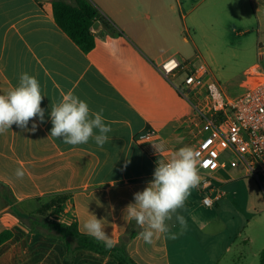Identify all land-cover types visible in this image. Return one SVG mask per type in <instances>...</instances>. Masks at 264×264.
<instances>
[{
	"label": "crops",
	"instance_id": "0c3cea01",
	"mask_svg": "<svg viewBox=\"0 0 264 264\" xmlns=\"http://www.w3.org/2000/svg\"><path fill=\"white\" fill-rule=\"evenodd\" d=\"M42 1L45 4L0 0V94L16 86L26 72L38 79L44 95L41 108L45 110L44 123L38 117L29 122V128L33 122L39 124L34 133L13 125L0 135V232H11L0 244V264H63L64 243L30 231L11 211L13 208L21 216L37 215L38 199L61 193L66 199L58 213L47 216L50 221L63 225L76 222L78 230L85 233L83 222L89 213L94 214L102 219L115 246L125 243L127 255L136 264H216V239L211 240L214 233L227 228L220 219L216 223L218 210H177L189 217L188 233L178 234L180 226L174 214L166 223L177 238L161 236L154 244H147L139 237L142 229L127 218L126 205L121 203L122 193L130 192L134 198V193L143 191L153 180L159 159L168 160L180 147L194 144L192 133L184 127L191 107L158 69L169 58L189 60L185 49L193 41L184 35L188 33L184 21L194 8L185 16V0H87L110 30L101 24L94 48L83 53L53 20L51 0ZM232 1L212 0L209 5L228 6ZM246 1L256 20L255 44L264 47V0ZM209 5L198 13L199 22L214 18ZM192 27L195 31L196 25ZM68 91L85 100L92 111L103 108L105 123L112 131L102 148L92 139L71 146L50 136L51 104L58 103ZM147 130L155 131L153 140L138 141ZM162 141L165 151L157 153L153 145ZM18 167L25 170L22 180L15 177ZM240 168L243 173L217 170L212 176L222 190L225 184L247 177L242 166L235 169ZM219 172L225 176L217 177ZM5 190L9 202L2 197ZM113 191L115 197L109 199ZM101 198H108L106 205ZM237 212V222H246L245 213ZM221 222L224 231L210 234L207 228ZM195 223L201 226L200 231ZM223 251L230 252V246ZM71 264L118 263L80 250Z\"/></svg>",
	"mask_w": 264,
	"mask_h": 264
},
{
	"label": "clouds",
	"instance_id": "9594fccd",
	"mask_svg": "<svg viewBox=\"0 0 264 264\" xmlns=\"http://www.w3.org/2000/svg\"><path fill=\"white\" fill-rule=\"evenodd\" d=\"M43 98L38 79L22 73L16 86L0 94V135L8 132L13 125L33 133L37 131L39 124L33 122L31 128L28 125L37 117L41 124L45 122V110L41 108ZM103 111V108L92 111L85 100L68 91L62 94L58 103L51 104L50 136L71 146L86 144L92 139L102 148L110 139L107 134L112 131L105 123ZM153 146L157 153L165 151L163 141ZM200 165L201 157L196 149L187 145L180 147L168 160L159 159L153 180L143 191L133 194L135 202L129 203L124 211L127 218L135 220L142 229L139 237L145 243L154 244L161 236L176 239L177 234L170 233L166 223L174 214L180 226L179 234L187 230V220L177 210L185 207L191 190L200 185ZM24 176L25 170L18 167L15 177L22 180ZM82 228L87 235L102 242L107 250L115 247L116 242L106 233L102 219L96 215L89 213Z\"/></svg>",
	"mask_w": 264,
	"mask_h": 264
},
{
	"label": "rangeland",
	"instance_id": "374dc122",
	"mask_svg": "<svg viewBox=\"0 0 264 264\" xmlns=\"http://www.w3.org/2000/svg\"><path fill=\"white\" fill-rule=\"evenodd\" d=\"M188 1L187 3L185 0L184 3L185 16L189 9H194L184 21L188 30V33L185 32L184 35L189 36L193 41H189L186 46L187 58L194 64L202 61L207 63L226 93L238 94L240 91L238 86L244 77L243 73L250 64L259 62L264 71V55L261 58L257 55L256 20L250 3L246 0H233L228 6L220 7L216 4L209 5L212 0H205L199 4H197L198 0ZM208 5L210 9H213L214 18L207 19L205 23L199 22L198 13ZM193 25H196L195 31L192 29ZM194 145L192 144V147ZM228 171L236 174L243 173L241 168L228 169ZM215 175L219 178L225 176L222 172ZM222 191L225 195L214 205L207 207L201 203V196L194 188L185 207L178 210H218V215L215 216L216 223L220 219L227 228L220 234L214 233V238L211 240L212 242L216 239L217 252L214 250L213 255L216 264H259V253L264 249V196L260 188L253 179L240 177L234 182L225 184ZM122 196L123 205L127 206L135 202L130 192H124ZM114 197L113 191L109 199ZM99 201L106 205L109 200L101 198ZM38 203L37 209L40 206V202ZM238 210L245 213L243 215L246 216V222L243 224L237 222ZM183 216L185 219L189 218L187 215ZM222 222L207 230L210 234L213 231H224ZM194 225L196 230L200 231L201 226L197 223ZM188 231L187 228L183 234ZM228 245L230 252L225 254L223 250Z\"/></svg>",
	"mask_w": 264,
	"mask_h": 264
},
{
	"label": "built area",
	"instance_id": "2783aa9c",
	"mask_svg": "<svg viewBox=\"0 0 264 264\" xmlns=\"http://www.w3.org/2000/svg\"><path fill=\"white\" fill-rule=\"evenodd\" d=\"M258 56L264 47H257ZM177 94L191 107L184 127L192 133L200 153L199 172L205 177L197 187L203 205L210 207L225 194L212 174L242 166L264 196V71L259 62L243 73L240 91L228 95L204 61L169 58L158 67ZM156 135L147 130L137 137L148 142Z\"/></svg>",
	"mask_w": 264,
	"mask_h": 264
},
{
	"label": "trees",
	"instance_id": "16d2710c",
	"mask_svg": "<svg viewBox=\"0 0 264 264\" xmlns=\"http://www.w3.org/2000/svg\"><path fill=\"white\" fill-rule=\"evenodd\" d=\"M41 5L45 4L42 0H38ZM70 3L64 0H51L50 10L51 16L57 26L77 45L83 52H90L95 46V34L90 31V26L95 21L100 23L107 29L108 24L104 18H101L97 10L87 0H70ZM2 197L6 198L7 192H2ZM66 199V195L56 194L47 196L45 199H38L40 206L36 211L37 215L21 216L15 209H11L12 213L22 219L24 224L32 232L41 233L43 235L60 239L66 248V254L63 264H71L74 254L80 250H89L103 256L115 259L118 264H136L127 255L125 251V243L121 241L111 250H107L102 242L96 241L93 237L82 233L78 230L77 223L73 222L69 225H63L50 221L47 216L60 211L62 202ZM11 237L9 230L0 232V244ZM259 264H264V249L259 253Z\"/></svg>",
	"mask_w": 264,
	"mask_h": 264
},
{
	"label": "water",
	"instance_id": "95a60500",
	"mask_svg": "<svg viewBox=\"0 0 264 264\" xmlns=\"http://www.w3.org/2000/svg\"><path fill=\"white\" fill-rule=\"evenodd\" d=\"M89 29L93 34H97L99 31L102 30V25L100 21H95Z\"/></svg>",
	"mask_w": 264,
	"mask_h": 264
}]
</instances>
